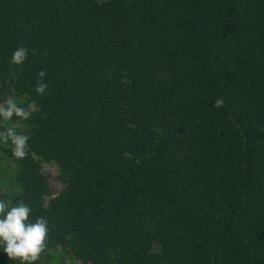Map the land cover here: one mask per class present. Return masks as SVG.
<instances>
[{"label":"trees","instance_id":"trees-1","mask_svg":"<svg viewBox=\"0 0 264 264\" xmlns=\"http://www.w3.org/2000/svg\"><path fill=\"white\" fill-rule=\"evenodd\" d=\"M6 99L41 109L10 119L25 158L0 141V200L48 220L36 264H264V0H0ZM34 156L64 173L48 205Z\"/></svg>","mask_w":264,"mask_h":264},{"label":"clouds","instance_id":"clouds-1","mask_svg":"<svg viewBox=\"0 0 264 264\" xmlns=\"http://www.w3.org/2000/svg\"><path fill=\"white\" fill-rule=\"evenodd\" d=\"M28 53L27 47H17L11 55L10 64L22 66L28 58ZM38 54V50L32 49L33 56ZM46 75L43 69L37 73L33 92L38 96H43L48 89ZM223 105V98H218L213 106L221 108ZM39 111L41 109L34 100L30 101L27 106H18L10 99L0 101V118L4 120L13 117L28 120L32 118L34 112ZM0 141L11 143L12 154L17 159H23L27 155V135L7 130L0 132ZM31 211L30 206L23 201L13 204L11 200H0V250L9 261H17L18 264H36L47 247L48 220L45 217H38L34 222H30Z\"/></svg>","mask_w":264,"mask_h":264},{"label":"rangeland","instance_id":"rangeland-1","mask_svg":"<svg viewBox=\"0 0 264 264\" xmlns=\"http://www.w3.org/2000/svg\"><path fill=\"white\" fill-rule=\"evenodd\" d=\"M14 103L15 101L12 100ZM0 129L11 130V131H22L25 129V126L21 122L12 121V120H4L0 118ZM34 158L39 162L41 172L45 176L48 185H49V192L48 194L43 197L44 205H48L53 199L62 195L65 191V178L63 171L57 166L56 163L50 161H44L37 156ZM61 251V250H57ZM52 258L53 261H52ZM51 258L53 264H78L77 262H71L69 260L61 261V258L58 254H55Z\"/></svg>","mask_w":264,"mask_h":264}]
</instances>
